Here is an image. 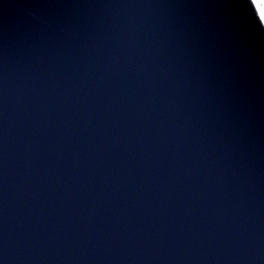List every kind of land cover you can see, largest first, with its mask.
Wrapping results in <instances>:
<instances>
[{
	"label": "water",
	"instance_id": "water-1",
	"mask_svg": "<svg viewBox=\"0 0 264 264\" xmlns=\"http://www.w3.org/2000/svg\"><path fill=\"white\" fill-rule=\"evenodd\" d=\"M0 264H264L252 0H0Z\"/></svg>",
	"mask_w": 264,
	"mask_h": 264
},
{
	"label": "snow or ice",
	"instance_id": "snow-or-ice-1",
	"mask_svg": "<svg viewBox=\"0 0 264 264\" xmlns=\"http://www.w3.org/2000/svg\"><path fill=\"white\" fill-rule=\"evenodd\" d=\"M252 4L259 15V23H264V0H252Z\"/></svg>",
	"mask_w": 264,
	"mask_h": 264
}]
</instances>
